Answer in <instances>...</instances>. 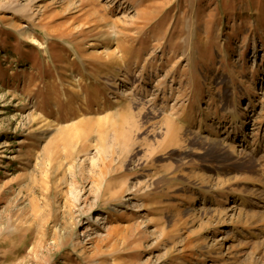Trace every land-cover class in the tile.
I'll list each match as a JSON object with an SVG mask.
<instances>
[{"label":"rangeland","instance_id":"obj_1","mask_svg":"<svg viewBox=\"0 0 264 264\" xmlns=\"http://www.w3.org/2000/svg\"><path fill=\"white\" fill-rule=\"evenodd\" d=\"M0 264H264V0H0Z\"/></svg>","mask_w":264,"mask_h":264},{"label":"bare ground","instance_id":"obj_2","mask_svg":"<svg viewBox=\"0 0 264 264\" xmlns=\"http://www.w3.org/2000/svg\"><path fill=\"white\" fill-rule=\"evenodd\" d=\"M171 120L168 119L167 120V124H166V125H168L167 127H169V128H167V130L169 131V133L171 132L170 129H173V124H174Z\"/></svg>","mask_w":264,"mask_h":264}]
</instances>
